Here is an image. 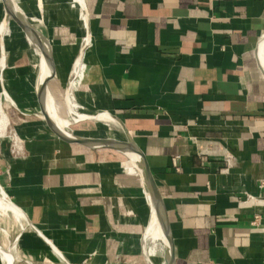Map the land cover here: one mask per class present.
<instances>
[{"label":"crops","instance_id":"crops-1","mask_svg":"<svg viewBox=\"0 0 264 264\" xmlns=\"http://www.w3.org/2000/svg\"><path fill=\"white\" fill-rule=\"evenodd\" d=\"M14 2L48 39L46 84L59 105L78 56L73 99L92 117L117 115L144 150L174 264H264V0H83L86 28L71 0ZM4 14L0 0V23ZM10 19L0 92L11 91L23 150L5 158L2 184L25 215L14 264H162L163 242L157 255L145 237L151 206L138 168L114 147L52 134L39 53ZM92 117L72 131L111 135Z\"/></svg>","mask_w":264,"mask_h":264},{"label":"bare ground","instance_id":"bare-ground-1","mask_svg":"<svg viewBox=\"0 0 264 264\" xmlns=\"http://www.w3.org/2000/svg\"><path fill=\"white\" fill-rule=\"evenodd\" d=\"M4 2L12 11L18 14L22 13L21 11H19V7H17L14 0H4ZM6 19L7 18L4 14L1 20V23H0V34H3L4 30L6 29V26H7ZM82 23H83L84 28H86L87 26V16L86 15L84 16V18H82ZM85 32H86V29H85ZM30 33L31 35L28 38L31 42L35 43V46L39 53V58L36 63V68L38 70V77H37L38 79H37L36 88H39L42 90L40 94V98H41L42 107L45 108L44 114L48 112L49 119L54 123L58 131L66 135H70V132L67 130V125H69L70 123H72L74 120H77V119L92 117V114L90 113L86 114V112L81 110V107L78 104V102L75 99H72V93L69 92V89H68V93L66 94L64 101L67 105V110H66L67 113L69 114L71 113L72 115H70V117L67 119L54 115L56 110L59 112L60 105H59V102L53 98L51 93H49L47 84H46V70H47V66L49 64V58H50L48 39L43 33L39 31L38 32L32 31ZM84 36H85V39L89 38V35L87 32L85 33ZM77 62L78 60L76 61L75 64H77ZM74 71L75 72L77 71V66H75ZM3 93L4 95L0 94V139L3 137V134L9 122L8 113L5 110V99L11 97L10 92L5 87L3 89ZM49 108H51L53 113L49 110ZM93 117L103 119L104 123L106 124L105 126H107L108 129H110L111 123L118 124V125L120 124L119 119L114 115L111 116L105 113V114L93 115ZM119 126H121V124ZM127 155L131 158L133 165L141 170L140 155L137 152V150L129 149L127 152ZM149 199H150V206H151V219H150L148 228L146 230L145 237L147 238V240H150L153 242V245L148 244L150 247L155 248L156 243H158L159 241L163 242L164 256L162 258V264H168L169 254H170V250H169L170 244H169V239H168V233H167L165 226L161 222L160 217L158 216L157 209L153 205L150 194H149ZM5 211H11L12 215L17 221H20L21 219L25 217L23 212L9 199L8 195L4 192V190L0 188V217H2L4 213L5 215H7ZM2 231L4 232L5 236L8 235L7 230L2 229ZM12 246L6 245L5 242L2 243V247L0 246V260H2L4 264H13L15 259L17 258L15 249Z\"/></svg>","mask_w":264,"mask_h":264},{"label":"water","instance_id":"water-1","mask_svg":"<svg viewBox=\"0 0 264 264\" xmlns=\"http://www.w3.org/2000/svg\"><path fill=\"white\" fill-rule=\"evenodd\" d=\"M4 3V11L5 16L11 17L13 20H15L27 33L28 37H30V32H41L39 29H37L32 23H30L27 18H24L20 14L12 11L2 0ZM42 33V32H41ZM34 43V42H33ZM35 44V43H34ZM67 86V83H66ZM42 90L37 88V94H38V101L40 105V110L42 113L43 118L45 119V122L48 126V128L51 130L52 134L56 137H59L65 141L68 142H80L88 145L93 146H111L116 149H119L127 154L129 149H136L137 152L140 155V161H141V170L138 168L139 173L141 174V177L145 183V188L149 191V194L151 196V200L153 202L154 207L157 209L158 216L160 217L161 222L165 226L167 233H168V239L170 244V254H169V261L168 264H174V254H173V247H172V240L168 225V220L166 217V209L163 202L162 194L158 188V185L156 183L155 177L153 175V171L151 169L149 160L144 152V150L135 142V140L131 137L127 127L123 123V121L119 119L121 128L124 132V137L122 139L114 138L112 135H84V134H77L73 131H70V135H66L58 131L54 125V123L49 119L48 112L44 114V107H42L41 103V94ZM54 95V94H53ZM55 97V95H54ZM43 111V112H42ZM117 116V115H116ZM118 117V116H117ZM145 231V228H144ZM144 234V232H143Z\"/></svg>","mask_w":264,"mask_h":264},{"label":"rangeland","instance_id":"rangeland-1","mask_svg":"<svg viewBox=\"0 0 264 264\" xmlns=\"http://www.w3.org/2000/svg\"><path fill=\"white\" fill-rule=\"evenodd\" d=\"M7 22H8V24H9V22H12L11 19H10V17H8ZM9 28L10 27H8L7 29H9ZM32 45H34L33 42H32ZM37 59H38V56H37ZM7 89H8V91L11 94L10 89L9 88H7ZM65 89H66V85H65ZM0 94L4 95L3 91L0 92ZM57 98L61 99L62 101L60 102L61 106H60L59 112L56 110L55 113H54V115H57L58 117H61V118H66V119L69 118L70 115H72V114L71 113L70 114L67 113V111H66L67 108L65 107L64 99L61 98V97H57ZM12 104L13 103H12V98L11 97L5 99V110L7 111V113H8V110L12 107ZM49 110L53 113V111L51 110V108H49ZM62 111H63V113H62ZM86 114H89V113L86 112ZM92 119H93V121H94V123L96 125V131L103 132V131H101L102 128L100 126L101 123H102V121H103V119L94 118V117H92ZM71 126H72V123H70L69 125H67V130L68 131L69 130L72 131ZM110 126L111 127H110L109 131L111 130L110 131L111 132L110 133L111 135H114V136H116L118 138H120L119 137L120 135L121 136L122 135L124 136V132H123V130L121 129V127L118 124H112L111 123ZM13 131H15V130L10 127V122H8L7 128H6V130H5L4 134H3V137L0 139V188H2L5 193H6V189L4 188V186L2 184V181H3V173H4V169L3 168L6 165L5 160L8 159V156H10V155L12 156L14 154L15 155L21 154V152L23 150V142L20 141V140H19V142L21 144L20 150L17 151V150H14L12 148L13 147V134H12ZM3 142H6V144L3 143ZM3 152H5V154L7 156L3 155L4 154ZM5 212L7 213V215H5V213H4V215L2 217H0V246L2 247V243L5 242L6 245H8V246H12L13 245L12 247H14V244H15V235H16V232L18 231L17 228L19 227L18 226V221H15V218L12 215L11 211H5ZM2 229L7 230L9 233L11 232L8 237H6L4 235V232L2 231ZM13 242H14V244H13ZM147 242H149L148 243L149 245H153V242L152 241L147 240ZM160 245L161 244H160V241H159L158 243L155 244V249L153 250V251H156V254L157 255H161V253H162V251L160 249ZM0 264H4V262L2 260H0Z\"/></svg>","mask_w":264,"mask_h":264},{"label":"built area","instance_id":"built-area-1","mask_svg":"<svg viewBox=\"0 0 264 264\" xmlns=\"http://www.w3.org/2000/svg\"><path fill=\"white\" fill-rule=\"evenodd\" d=\"M71 2L74 5H77L79 7V14L80 17L82 18L83 16H87L86 10H85V5L83 0H71ZM85 38V36H84ZM88 39H85V41H87ZM76 59H78L79 61L76 63ZM81 64V71L84 73V62H82V60L80 59V57L77 56V58H75L74 64L72 65L71 68V76L69 77L68 81H67V86L65 89V93H67V90L69 89V92L72 93V99L74 98V93H73V88L78 84V82L80 81V79H82L83 77V73L81 72L82 76L80 75V73H77L74 71L75 66H78V64ZM70 82V83H69ZM73 82V83H72ZM69 83V85H68ZM72 86V87H71ZM13 149L19 151L21 148V144L19 142V140L21 141V136L16 132L13 131ZM259 185L263 186L264 185V177H261L259 180ZM250 196L256 198L257 196L254 195L253 193H248Z\"/></svg>","mask_w":264,"mask_h":264}]
</instances>
